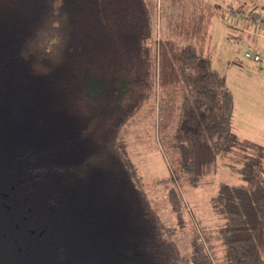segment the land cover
<instances>
[{
  "label": "trees",
  "instance_id": "obj_1",
  "mask_svg": "<svg viewBox=\"0 0 264 264\" xmlns=\"http://www.w3.org/2000/svg\"><path fill=\"white\" fill-rule=\"evenodd\" d=\"M261 5L241 0L234 22ZM168 6L161 37L149 0H0V264H264V146L233 132L208 47L214 16L232 23L208 0H160L159 11ZM160 90L171 178L156 183L177 228L150 202L123 135ZM218 159L241 182L218 183L219 221L192 228L182 255L175 183L201 185Z\"/></svg>",
  "mask_w": 264,
  "mask_h": 264
},
{
  "label": "rangeland",
  "instance_id": "obj_2",
  "mask_svg": "<svg viewBox=\"0 0 264 264\" xmlns=\"http://www.w3.org/2000/svg\"><path fill=\"white\" fill-rule=\"evenodd\" d=\"M152 15L156 19L158 36L169 35L168 23L170 24L169 6L165 11L160 9V0H149ZM211 3L221 5V9L235 8L241 4V0H208ZM259 4H264V0H256ZM259 12L263 13V5L259 6ZM232 8V9H233ZM160 12V15H159ZM255 19H263L264 15L259 13ZM164 13V14H163ZM240 13V12H239ZM167 15V16H166ZM243 15V14H241ZM247 17L241 22L231 19V23L222 22L221 13L214 16L210 23L208 47L211 54V64L214 69L224 74L225 82L232 95V117L231 128L239 137L264 146V72L262 64L253 63L244 58L246 44H251L253 50L264 49V39L255 36L257 46L252 40H235L238 29L245 38L252 37L256 33L264 37V24H259ZM222 17V16H221ZM240 17V16H239ZM242 17V16H241ZM250 19V20H248ZM233 21V22H232ZM254 23L256 26H253ZM172 24V22H171ZM226 25L236 26L227 28ZM167 30V31H166ZM249 46V45H248ZM170 92L160 90L155 98H151L133 117L132 122L124 127L123 135L128 143L129 154L139 169V174L143 177L144 189L148 194L152 205L158 207L161 219L169 226L176 227L174 214L166 200V190L162 186L163 182L171 178L170 167L166 160L163 133L160 131L163 118L164 106H171L168 100L171 98ZM160 116V120H159ZM168 131H165L167 133ZM170 134V133H169ZM170 137L168 136V139ZM167 140V136L165 137ZM218 168L202 181L201 185L190 186L187 184H177L175 186L181 197L186 201L187 208L184 207V227L183 231L176 236V243L182 255H187L190 250V240L194 235L192 228L214 229L216 227V214L209 206V199L215 193L218 183L238 184L241 182L238 174L234 171L236 165L233 162H226L219 159ZM177 228V227H176ZM201 234V233H200Z\"/></svg>",
  "mask_w": 264,
  "mask_h": 264
},
{
  "label": "built area",
  "instance_id": "obj_3",
  "mask_svg": "<svg viewBox=\"0 0 264 264\" xmlns=\"http://www.w3.org/2000/svg\"><path fill=\"white\" fill-rule=\"evenodd\" d=\"M242 16V17H241ZM247 16L246 15H240V17L238 18V21L241 22V19H245ZM251 17V20H255L257 21L259 24H264V20L259 18V19H255V14L254 16H250ZM248 18V17H247ZM224 19L231 23V19L233 20V15H232V8H228L226 9L225 11V16H224ZM250 20V19H248ZM233 22V21H232ZM254 24V23H253ZM245 57L250 59L252 62H255V63H264V54L260 53V52H255L253 54H250V53H246L245 54Z\"/></svg>",
  "mask_w": 264,
  "mask_h": 264
},
{
  "label": "crops",
  "instance_id": "obj_4",
  "mask_svg": "<svg viewBox=\"0 0 264 264\" xmlns=\"http://www.w3.org/2000/svg\"><path fill=\"white\" fill-rule=\"evenodd\" d=\"M232 36L236 37L235 40H240L241 38H242L241 40H244V41H245V40H250V38H245V36L240 35L239 32H237L236 35H232ZM256 39H258V38H256ZM256 39L254 38L253 41H254V44L257 46V41H256ZM263 39H264V38H263ZM260 52H263V53H264V49H261Z\"/></svg>",
  "mask_w": 264,
  "mask_h": 264
}]
</instances>
